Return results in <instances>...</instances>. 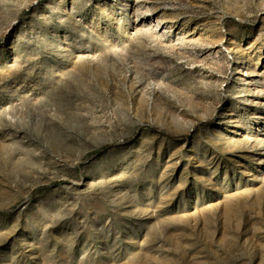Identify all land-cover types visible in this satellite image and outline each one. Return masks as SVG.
<instances>
[{
    "label": "rangeland",
    "instance_id": "rangeland-1",
    "mask_svg": "<svg viewBox=\"0 0 264 264\" xmlns=\"http://www.w3.org/2000/svg\"><path fill=\"white\" fill-rule=\"evenodd\" d=\"M0 264H264V0H0Z\"/></svg>",
    "mask_w": 264,
    "mask_h": 264
}]
</instances>
